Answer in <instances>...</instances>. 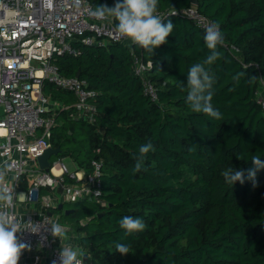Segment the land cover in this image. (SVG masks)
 Returning a JSON list of instances; mask_svg holds the SVG:
<instances>
[{"label": "trees", "instance_id": "trees-1", "mask_svg": "<svg viewBox=\"0 0 264 264\" xmlns=\"http://www.w3.org/2000/svg\"><path fill=\"white\" fill-rule=\"evenodd\" d=\"M87 1L95 10L114 3ZM190 6V0H158L157 12ZM195 7L224 35L220 56L206 66L214 77L211 103L221 118L186 102L188 68L211 50L204 31L185 15L164 16L173 32L152 53L135 42L132 51L107 42L80 45L77 55L56 59L62 75L78 73L97 92L95 122L58 111L61 123L51 137L61 151L50 161L70 157L85 174L92 159L101 162L104 206H84L93 201L84 199L49 211L58 219L65 215L78 233L84 264H264V168L254 180L247 174L252 155L264 160V113L256 100L264 81V0H197ZM133 56L151 62L146 75L156 101L143 92ZM147 143L152 149L140 153ZM236 167L245 169V179L230 185L223 172ZM26 185L21 181V188ZM64 203L73 205L62 214ZM126 215L141 217L145 229L126 232L120 225ZM117 242L129 252L116 251Z\"/></svg>", "mask_w": 264, "mask_h": 264}, {"label": "built area", "instance_id": "built-area-1", "mask_svg": "<svg viewBox=\"0 0 264 264\" xmlns=\"http://www.w3.org/2000/svg\"><path fill=\"white\" fill-rule=\"evenodd\" d=\"M162 17L180 14L205 32L214 23L199 13L194 5L180 11H161ZM119 42L131 46L133 41L120 34L109 17L98 19L87 0H0V169L11 165L0 186L14 190L12 208L0 202V211L23 221L18 240L28 245L22 249L17 264H59L62 236L52 234V224L59 223L50 208L66 201L94 200L101 206V162L90 161V172L80 167L69 171L60 161H51L47 172L41 170L36 157L48 146L56 125L57 112L69 110L73 119L95 122L97 94L86 79L65 76L56 59L62 54L77 55L80 45H104ZM237 52V48L230 47ZM150 61L133 56L134 73L139 76L143 92L157 100L156 89L148 80ZM263 82V81H262ZM69 92L70 105L45 95V84ZM264 91V90H263ZM264 113V92H256ZM65 175L72 181L65 182ZM26 180V188L21 181ZM66 230H64L65 232ZM63 232V233H64ZM79 264H84L78 254Z\"/></svg>", "mask_w": 264, "mask_h": 264}, {"label": "clouds", "instance_id": "clouds-1", "mask_svg": "<svg viewBox=\"0 0 264 264\" xmlns=\"http://www.w3.org/2000/svg\"><path fill=\"white\" fill-rule=\"evenodd\" d=\"M158 0H114L113 5L102 4L95 10V16L103 19L110 15L117 21V29L120 34L130 38L133 42L152 53L153 50L166 41L167 36L173 32L174 24L171 20L166 22L164 17L157 14ZM204 41L210 53L202 62L192 64L187 71L186 86L188 88L186 102L196 112H204L214 118H221V112L214 108L211 103L213 95L212 87L214 77L207 65H211L219 56L218 45H222L224 35L216 23H210L204 32ZM152 144L141 145L140 153H147L152 149ZM253 168L247 169L249 178L254 180L256 170L264 168V160L260 155H252ZM140 164L137 162L136 168ZM11 170V165L0 169V177L6 176ZM245 169L229 168L223 172L224 177L230 185L239 180L244 182ZM14 190L7 186H0V202L12 208L14 206ZM0 211V264H17L22 249L27 247L26 243L20 242L17 233L22 229L35 230L32 227H24L23 219L13 218L7 211ZM120 225L126 232L141 231L146 224L139 216L126 215L120 220ZM64 229L59 223L52 224V234L59 238L63 235ZM115 250L121 254L128 253V245L124 242H117ZM59 264H79L78 251L71 246H62L59 249ZM53 264H56L54 261Z\"/></svg>", "mask_w": 264, "mask_h": 264}, {"label": "rangeland", "instance_id": "rangeland-1", "mask_svg": "<svg viewBox=\"0 0 264 264\" xmlns=\"http://www.w3.org/2000/svg\"><path fill=\"white\" fill-rule=\"evenodd\" d=\"M263 80L260 81V88L259 90L261 92H264V81L262 82ZM43 92L45 95H48L50 96L52 99H55L57 100L59 103H64L65 105H70L71 103V99H70V94L69 92H66L64 90H61V89H57V87H55L54 85H50V84H45L44 87H43ZM60 113L62 114L63 112L60 111ZM64 113L66 114H69V110L68 111H64ZM0 114H1V110H0ZM55 119H56V122L55 124H60L61 123V116L57 117L55 116ZM55 127V126H54ZM84 138V135L80 134L77 139L81 140ZM82 143L81 146L84 149H86L87 147V144L86 142L84 141H81ZM56 157V156H55ZM84 159V158H82ZM53 162H57V161H60L63 165H65L67 167V169L69 171H72L74 170L77 166H78V163L75 162L74 160H72L70 157H63V158H53ZM81 168V167H80ZM88 201H91V200H88ZM93 203H95V201L93 200L92 202H89V203H84L83 205L84 206H92L94 207ZM96 204V203H95ZM71 205H73L72 203H64L63 204V209L60 213H64V210L65 209H68ZM54 215V214H53ZM59 224L61 225V227L66 230L63 235H62V238H61V241L60 243L62 244V246H71V247H74L75 249H77L78 253H79V248L77 246V242L75 241L76 239H74L75 237L78 238V233H76V231H73L69 225V222L67 221L65 215L63 217H60L59 218Z\"/></svg>", "mask_w": 264, "mask_h": 264}, {"label": "water", "instance_id": "water-1", "mask_svg": "<svg viewBox=\"0 0 264 264\" xmlns=\"http://www.w3.org/2000/svg\"><path fill=\"white\" fill-rule=\"evenodd\" d=\"M190 3L194 6L197 5V0H190ZM76 76H78V73L76 74ZM85 118L83 117V120ZM61 151V148L60 146H48L41 154H39L37 157H36V161H37V164L39 166V168L45 172H47L51 166V161L50 159L52 157H55L57 156ZM58 209H61L62 208V204L60 203L58 206H57ZM47 214H51V212H47ZM83 259L85 260V256H83Z\"/></svg>", "mask_w": 264, "mask_h": 264}, {"label": "crops", "instance_id": "crops-1", "mask_svg": "<svg viewBox=\"0 0 264 264\" xmlns=\"http://www.w3.org/2000/svg\"><path fill=\"white\" fill-rule=\"evenodd\" d=\"M75 162H76V161H75ZM78 167H80V166L78 165L76 168H78ZM74 239H76V237H75ZM75 241H76V240H75ZM59 246L62 247V244L60 243ZM67 246H69V245H67Z\"/></svg>", "mask_w": 264, "mask_h": 264}]
</instances>
